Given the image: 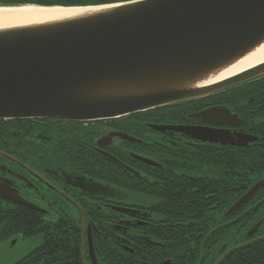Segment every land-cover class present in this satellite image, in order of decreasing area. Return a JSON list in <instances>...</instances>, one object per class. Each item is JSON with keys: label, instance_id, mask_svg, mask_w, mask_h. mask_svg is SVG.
<instances>
[{"label": "flooded vegetation", "instance_id": "obj_1", "mask_svg": "<svg viewBox=\"0 0 264 264\" xmlns=\"http://www.w3.org/2000/svg\"><path fill=\"white\" fill-rule=\"evenodd\" d=\"M263 63L231 86L148 112L0 119V188L42 211L1 196L0 208L24 207L60 223L79 239L81 264H110V254L118 264L222 262L264 237ZM179 126L199 128V139ZM13 238L1 236L0 248L8 251Z\"/></svg>", "mask_w": 264, "mask_h": 264}, {"label": "water", "instance_id": "obj_2", "mask_svg": "<svg viewBox=\"0 0 264 264\" xmlns=\"http://www.w3.org/2000/svg\"><path fill=\"white\" fill-rule=\"evenodd\" d=\"M90 7L0 27V119H112L196 99L258 68L207 83L264 44V0H129ZM176 128L200 137L197 127ZM0 196L42 211L4 188Z\"/></svg>", "mask_w": 264, "mask_h": 264}, {"label": "trees", "instance_id": "obj_3", "mask_svg": "<svg viewBox=\"0 0 264 264\" xmlns=\"http://www.w3.org/2000/svg\"><path fill=\"white\" fill-rule=\"evenodd\" d=\"M129 0H4L2 3H27L41 6H92ZM148 112V111H146ZM252 159L251 166L254 165ZM241 176L239 175V178ZM254 178H260L254 175ZM259 193V192H258ZM257 193V194H258ZM256 194V195H257ZM262 211L254 220L260 219ZM62 225H49L42 215L35 210L15 207L12 212L0 208V237L21 235L24 238L40 236L39 243L28 253L14 261L13 264H81L76 247L79 239H72L61 230ZM110 264H118L116 256H106ZM218 264H264V237L251 242L247 246L236 249L224 257Z\"/></svg>", "mask_w": 264, "mask_h": 264}, {"label": "bare ground", "instance_id": "obj_4", "mask_svg": "<svg viewBox=\"0 0 264 264\" xmlns=\"http://www.w3.org/2000/svg\"><path fill=\"white\" fill-rule=\"evenodd\" d=\"M90 6H41L25 4L21 6H0V27L29 24L52 20L61 16L93 9ZM264 61V44L246 58L220 73L211 83L253 67Z\"/></svg>", "mask_w": 264, "mask_h": 264}, {"label": "rangeland", "instance_id": "obj_5", "mask_svg": "<svg viewBox=\"0 0 264 264\" xmlns=\"http://www.w3.org/2000/svg\"><path fill=\"white\" fill-rule=\"evenodd\" d=\"M19 4L21 3H0V6H16ZM39 241L40 236L24 238L21 235H15L13 238V244H11V242H8V251H6V249L0 248V259L3 256L7 255L8 264L14 262L24 256L26 253H28L34 246L39 243Z\"/></svg>", "mask_w": 264, "mask_h": 264}]
</instances>
